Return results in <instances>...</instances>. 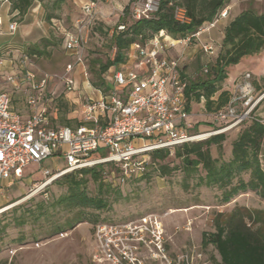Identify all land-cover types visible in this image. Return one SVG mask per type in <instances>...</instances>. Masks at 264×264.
Returning a JSON list of instances; mask_svg holds the SVG:
<instances>
[{"label":"built area","instance_id":"obj_1","mask_svg":"<svg viewBox=\"0 0 264 264\" xmlns=\"http://www.w3.org/2000/svg\"><path fill=\"white\" fill-rule=\"evenodd\" d=\"M97 6V0L85 3L80 18L69 30L61 22L52 21V27L63 39L65 52L72 58L60 75H37L27 69V64L32 63L28 55L20 53L14 58L12 52L9 56L5 51L0 52V182L11 178L19 180L27 166L41 164L59 155L63 157L64 168L44 171L45 178L34 193L65 174L96 166H105L102 172L105 181L124 184L132 177L144 174L151 152L167 150L171 155L177 146L204 141L255 120L253 111L263 96L254 99V89L247 74L230 96L227 106L211 115L220 124L219 129L192 134L194 124L185 95L188 81L181 72L180 60L170 52L177 48L185 50L203 32L204 29H200L182 39H172L165 31H160L144 45L133 44L125 62L113 72L107 93L96 100L85 99L78 125L52 127L53 100L47 96L49 83L57 81L65 92H72L75 86L73 74L80 66L81 74L89 84L84 50L89 31L97 20ZM158 7L159 0H130V19L150 20ZM225 14L226 11L220 17ZM173 15L181 24L188 22L184 9L179 6L174 7ZM16 16L17 13L11 12L10 1L0 0V36L15 34L18 28ZM216 20L209 26L213 27ZM125 29L122 24L117 26L116 32ZM202 49L206 53L212 51L210 45L202 46ZM7 82L11 83V89L26 88L28 91L25 102L30 116L25 121L12 110L10 94L5 88ZM139 223L94 226L93 235L102 260L111 264H141L136 258L138 248L149 249L152 245L157 250L153 260L166 259L162 224L152 215L141 218ZM190 257L185 254L167 264H189Z\"/></svg>","mask_w":264,"mask_h":264},{"label":"rangeland","instance_id":"obj_2","mask_svg":"<svg viewBox=\"0 0 264 264\" xmlns=\"http://www.w3.org/2000/svg\"><path fill=\"white\" fill-rule=\"evenodd\" d=\"M10 4L14 0H9ZM58 0L35 1L26 13L18 21V25L26 26L34 36L33 44H40L44 38H52L54 43L50 47L49 58L33 59V63L27 64V69L37 75L42 73L61 74L72 59L65 54L63 44L58 39V32L52 27V23L46 20L47 16H53V20L63 21L66 26L80 18V11L85 0H65L55 8ZM98 15L92 29L89 31L84 50V63L89 72V85L98 84L99 69L107 61L114 58L115 48L111 36L117 26H128L131 19L125 17L123 23L124 8L129 0H97ZM237 5L234 10H228L227 6L217 17L213 27L206 25L198 38H195L185 50L177 48L170 52L180 60L184 68L183 74L189 81L206 79L210 68L214 65L219 52L224 33L223 28L237 16L239 11L251 9L256 14L264 12V0H233ZM12 6V5H11ZM226 11L223 17L221 14ZM20 17V16H19ZM4 27H7L6 21ZM200 31V30H199ZM15 35V34H14ZM5 37V36H4ZM7 37V36H6ZM11 38L10 49L23 48L26 50L30 44H21ZM6 38L0 36V43ZM210 45L211 52H204L202 46ZM8 54V53H7ZM9 56V54H8ZM14 58H18L15 54ZM79 69L81 68L78 66ZM250 75L254 94L253 97L263 96L260 103L254 109L253 114L258 119L264 118V49L253 56L243 58L237 65L227 68L228 78L221 84V90L230 94L235 93L237 85L242 82L245 75ZM11 83L7 82L5 88L10 89ZM93 87V86H92ZM78 93V91H76ZM79 105L68 103L65 96L56 92L54 102L50 110L55 116V125H66L65 117L76 116L73 112H79L81 105L87 97L77 95ZM216 97H214L215 99ZM190 112L192 114L194 129L193 135L209 133L219 129L218 124L211 117L212 112L205 110L204 100L199 103L191 101ZM76 119L70 121V127H75ZM54 126V127H56ZM239 134V128H234L225 133L226 140L222 144L221 157L227 160L231 153V144ZM145 142L142 141V144ZM213 158L220 157L218 147H210ZM260 162L264 170V139L260 153ZM174 171L165 177H160L155 172L139 181L127 184L119 195L109 193L105 195L110 202L108 212L101 215L105 223L123 225L133 222L140 225L139 220L152 215L163 227V249L166 259L154 261L153 253L157 252L152 245L149 249L143 246L138 248L136 258L141 264H167L178 257L188 254L189 264H219L220 258L212 246L203 247L202 235L213 231V219L217 213H228L235 206L245 207L249 210H263L264 201L254 193L240 195L226 205H218L217 192L211 189L195 188L197 179L188 177L182 160L174 156L168 157L164 162ZM64 162L61 158H49L41 164H31L23 171L22 179L11 178L0 182V209L4 212L0 215V262L4 264H111L102 260L103 256L97 241L93 235V225L81 224L70 231L57 236L49 234V224L63 222L68 214L58 209L49 210L50 221L39 220L34 222L29 219L23 227L15 225V219L26 215L25 210L31 208L38 214L36 204L42 199L43 191L35 192L45 178L44 171L52 172L54 169H63ZM203 176L199 169L197 176ZM86 191L89 196L98 195L97 185L89 177ZM60 180V179H58ZM109 183V181H105ZM47 203L66 193V186L54 182L46 189ZM135 244V243H134ZM156 256V255H155ZM99 258V259H98Z\"/></svg>","mask_w":264,"mask_h":264},{"label":"trees","instance_id":"obj_3","mask_svg":"<svg viewBox=\"0 0 264 264\" xmlns=\"http://www.w3.org/2000/svg\"><path fill=\"white\" fill-rule=\"evenodd\" d=\"M43 0H14L11 12L17 13L16 21L20 20L33 2ZM65 0L56 2V9ZM86 3L91 0H85ZM230 0H159L157 13L150 20L132 21L125 26V31L114 32L111 36L115 48L114 58L107 61L99 69L98 84H93L95 89L105 95L108 88L105 86L104 75L112 66L125 62L130 48L135 43L144 45L154 34L165 31L172 39H182L197 33L206 25L212 24L224 10ZM184 9L187 23H179L174 19V7ZM20 16V17H19ZM130 19L129 6L124 8L123 18ZM48 22L53 21V16H47ZM59 21V20H56ZM68 30L71 26H66ZM63 44V39L58 36ZM193 41V40H192ZM54 43L52 38H44L40 44H33L24 50V54L32 59L49 58V50ZM264 49V12L256 14L251 9L242 11L224 29L221 51L216 57L214 65L209 70V75L204 80L188 81L185 92L187 109L190 111L191 101L199 103L204 100L205 110L216 113L223 110L229 101L230 94L221 90V84L228 78L227 68L237 65L243 58L260 53ZM181 72L184 68L181 67ZM89 73V72H88ZM214 97H216L214 99ZM68 127L70 123L66 124ZM239 134L231 144L230 157L223 160L221 157L222 144L226 140L225 133L214 135L204 141L192 142L177 146L170 155L167 150H157L149 153L150 163L140 177H132L124 184L114 185L104 180L102 172L105 166L84 168L65 174L49 185L41 193L43 200L36 204L38 214L28 208L26 215L15 219L17 227H23L29 219L34 222L39 220L50 221L49 210L65 211L68 216L61 222L49 224V234L57 236L75 227L89 223L94 226L105 223L101 215L108 212L110 202L105 195L113 192L119 195L127 184L139 182L147 178L150 173L160 177L170 175L175 168H169L163 162L168 157L182 160L186 175L197 179L195 188L211 189L217 192L218 205H226L240 195L254 193L264 201V170L260 162V153L264 139V121L255 118L239 127ZM220 149V157L213 158L210 147ZM199 169L204 175L197 176ZM97 185L98 195L91 197L86 191L87 179ZM60 179V180H58ZM54 182L64 184L66 193L47 203L46 189ZM1 215V214H0ZM213 231L202 235L203 247L212 246L217 252L219 264H264V211L249 210L245 207L235 206L228 213H217L213 219ZM2 231V230H0ZM0 264H4L1 263Z\"/></svg>","mask_w":264,"mask_h":264},{"label":"crops","instance_id":"obj_4","mask_svg":"<svg viewBox=\"0 0 264 264\" xmlns=\"http://www.w3.org/2000/svg\"><path fill=\"white\" fill-rule=\"evenodd\" d=\"M129 2H130V0H129ZM129 2H128L127 6H129ZM237 3H239V2H237ZM237 3H234L233 0H230L229 4H228V6H229L228 10L233 11L234 10V6L237 5ZM98 9L99 8L97 6V13H99ZM241 12L242 11H239L237 13V15H239ZM80 13H81V11H80ZM225 27L223 28V31H222L223 33H224ZM4 29H6V28L4 27ZM6 36L7 35L1 36L2 38H6V40L3 41L2 43H0V52H4V51L6 53L12 52V53H14V54H12L14 57H15V54L17 55V54H20V53H24V50H23V48L10 49V47H6V45H8V44L10 45V43H11V41H10L11 38L9 40H7V37H14L12 39L13 41H18L21 44H25V45L29 44V43L33 44L35 42L34 36H33L32 32L30 31V29L26 28V26H23V25H18V28H17V30L15 32V35L7 36V37ZM63 49H64V47H63ZM65 54L67 55L66 52H65ZM173 57H175V55H173ZM31 60H32V63H33V59L32 58H31ZM119 65L120 64L112 66L110 69H108V71L104 75L105 86L108 88V90L111 87L112 74H113V72H115L118 69ZM73 75H74L75 86H74V89H73L72 92H65L62 84L57 82V81H52V82L49 83L48 88H47V96H49L53 100V102H54V95L58 91H60V93H62L65 96V99L68 101L69 104L72 103L73 105H79V98H78L77 95H80V94L82 96H85V97L93 99V100L101 98V96H102L101 91H99L98 89H95L94 87H92L91 85L86 83V81L84 80V78H83V76L81 74V69H79V67H77V69L75 70ZM76 91H78V93ZM8 92H9L10 98H11L12 110L16 114H18L20 116L22 121L27 120L29 118V116H30V109L28 108V106L26 105V102H25L26 101V96L28 95L27 89L23 88V89H20V90H17V89L14 90V89L10 88V89H8ZM53 102L51 104V108H52ZM82 105H81V109H82ZM81 109H80L79 112H76V111L73 112L72 115H76V116L67 115V117H65L64 124H67L68 122L70 123L71 120L76 119L77 122H76L75 126H77L79 121L82 119ZM54 119H55V116H54L53 113H51V120L50 121H51V126L52 127L56 126ZM191 121L193 122L192 116H191ZM65 126L68 127L67 125H65ZM56 127H64V125H62V126L60 125V126H56ZM54 158L55 159L61 158L63 160V157L59 156V155H56ZM63 162H64V160H63ZM37 165H39V164H37ZM24 170H25V168H24ZM22 178H23V176H22ZM43 180H41V181H43Z\"/></svg>","mask_w":264,"mask_h":264},{"label":"bare ground","instance_id":"obj_5","mask_svg":"<svg viewBox=\"0 0 264 264\" xmlns=\"http://www.w3.org/2000/svg\"><path fill=\"white\" fill-rule=\"evenodd\" d=\"M47 185H49V183ZM1 209L2 210L0 211V214H2L4 212V209L3 208H1Z\"/></svg>","mask_w":264,"mask_h":264}]
</instances>
